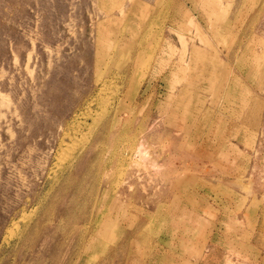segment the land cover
<instances>
[{
    "label": "rangeland",
    "instance_id": "1",
    "mask_svg": "<svg viewBox=\"0 0 264 264\" xmlns=\"http://www.w3.org/2000/svg\"><path fill=\"white\" fill-rule=\"evenodd\" d=\"M0 264H264V0H0Z\"/></svg>",
    "mask_w": 264,
    "mask_h": 264
},
{
    "label": "bare ground",
    "instance_id": "2",
    "mask_svg": "<svg viewBox=\"0 0 264 264\" xmlns=\"http://www.w3.org/2000/svg\"><path fill=\"white\" fill-rule=\"evenodd\" d=\"M110 105H111V101L107 100L105 103H102L101 109L102 107H104L103 110L99 109L101 110L99 111L98 109H96L97 110L96 112L94 111L88 112L89 111L88 109L87 113H83V118H81L82 116L81 117L76 116L74 120L71 121L74 129V134L73 135L71 134L70 137L73 139L72 142L74 143L71 144V147L66 151V154L62 159V162L64 164L67 162L70 165H72L75 159L78 157L79 153L82 151V149L91 142V140L94 138L96 134V130L98 129L99 124L109 112L108 107ZM89 117L91 118V121H88L87 118Z\"/></svg>",
    "mask_w": 264,
    "mask_h": 264
}]
</instances>
